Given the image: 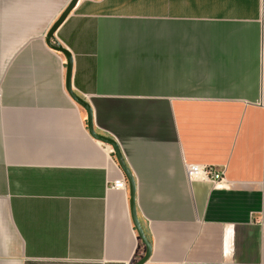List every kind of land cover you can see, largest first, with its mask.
Wrapping results in <instances>:
<instances>
[{"label": "crops", "instance_id": "obj_1", "mask_svg": "<svg viewBox=\"0 0 264 264\" xmlns=\"http://www.w3.org/2000/svg\"><path fill=\"white\" fill-rule=\"evenodd\" d=\"M71 1L0 0V264L144 254L129 187L110 188L126 176L46 43ZM55 37L135 179L145 264H264V0H79Z\"/></svg>", "mask_w": 264, "mask_h": 264}, {"label": "water", "instance_id": "obj_2", "mask_svg": "<svg viewBox=\"0 0 264 264\" xmlns=\"http://www.w3.org/2000/svg\"><path fill=\"white\" fill-rule=\"evenodd\" d=\"M79 0H72L68 7L65 9V11L61 14L57 22L51 27L50 31L47 34L46 37V43L47 45L52 48L53 50L60 52L63 54L66 58V89L71 98L82 108L86 111L87 114V127L90 135L107 145H109L113 150V156L116 158L119 166L121 167L123 173L126 176L128 187H129V193H130V209H131V216L134 228L137 232L139 241H141L143 247H144V254L142 257L139 258L138 261H136L134 264H145L151 257L152 254V245L149 239L147 238V235L141 225V222L139 220L138 214H137V208H136V182L133 177V174L131 173L130 169L128 168L127 164L125 163V160L123 158V155L121 153V150L118 146V144L111 138L106 137L104 135H101L97 133L94 129V123H93V111L91 109V106L87 101H85L82 97L77 95L72 90V70H73V57L71 53L65 49L56 39L55 33L59 29V27L63 24V22L66 20V18L69 16V14L73 11V9L76 7Z\"/></svg>", "mask_w": 264, "mask_h": 264}, {"label": "built area", "instance_id": "obj_3", "mask_svg": "<svg viewBox=\"0 0 264 264\" xmlns=\"http://www.w3.org/2000/svg\"><path fill=\"white\" fill-rule=\"evenodd\" d=\"M186 176L188 181L206 180L217 185L224 181V173L216 171L213 167L201 165H187ZM110 188L126 190L128 184L124 179L114 182Z\"/></svg>", "mask_w": 264, "mask_h": 264}, {"label": "trees", "instance_id": "obj_4", "mask_svg": "<svg viewBox=\"0 0 264 264\" xmlns=\"http://www.w3.org/2000/svg\"><path fill=\"white\" fill-rule=\"evenodd\" d=\"M146 235H147V234H146ZM147 238H148V236H147ZM139 242H140V248H141V250L144 249V247H143L141 241H139Z\"/></svg>", "mask_w": 264, "mask_h": 264}]
</instances>
